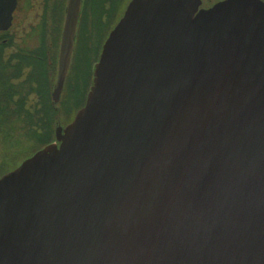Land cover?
I'll return each mask as SVG.
<instances>
[{
    "label": "water",
    "instance_id": "1",
    "mask_svg": "<svg viewBox=\"0 0 264 264\" xmlns=\"http://www.w3.org/2000/svg\"><path fill=\"white\" fill-rule=\"evenodd\" d=\"M200 4L128 1L85 106L0 179V264H264V2Z\"/></svg>",
    "mask_w": 264,
    "mask_h": 264
},
{
    "label": "flooded vegetation",
    "instance_id": "2",
    "mask_svg": "<svg viewBox=\"0 0 264 264\" xmlns=\"http://www.w3.org/2000/svg\"><path fill=\"white\" fill-rule=\"evenodd\" d=\"M105 1L81 0L73 57L60 100L56 103L53 96L59 75L58 54L70 0H0V179L51 145V99L59 114H66L62 125L70 124L81 110L79 105L83 104L82 98L89 82L93 85L95 66L103 46L122 15L118 8L115 11L112 9L107 13L109 23L105 22ZM224 1L201 0L198 12ZM87 18L99 20L100 31H96V42L91 49L88 46L84 57L92 55L87 64L92 63L90 70L92 72L93 69V72L87 68L86 83L80 86L78 72L72 74V71L79 36ZM99 47L101 52L98 55L96 50ZM74 77L76 83L78 78L75 93Z\"/></svg>",
    "mask_w": 264,
    "mask_h": 264
},
{
    "label": "rangeland",
    "instance_id": "3",
    "mask_svg": "<svg viewBox=\"0 0 264 264\" xmlns=\"http://www.w3.org/2000/svg\"><path fill=\"white\" fill-rule=\"evenodd\" d=\"M116 1H117V3H116ZM105 2L106 3H105V6L103 8V16H106L104 21L109 23L110 20L107 17V15H108L107 13L110 12L112 9H114L112 11H115L116 8H118V10H119V8H121V5H120V0H111V1L106 0ZM102 20H103V17H102V19L100 21H102ZM98 21L99 20L87 18L85 20V22H86L85 26L83 27V30L81 31L80 36H79V47H78V52L75 53V64H74V68H73L72 74L75 73V71H76V73L78 72V75H79V78H80V84H79L80 86H84L85 83H86V80H87V74H86L87 73L86 72L87 68L89 67V70H90V66H93L92 63H90L89 66L87 64L88 62L91 61L90 58H92V55L90 54L89 58L86 57L87 59L84 58V57L87 54V51L89 49H91L92 46L94 45V43L96 42V41H94V39L97 36V32L96 31H98V32L100 31V27H98L100 21L99 22ZM113 22H115V21H112V23ZM52 33H54V32H52ZM57 33H58V31H57ZM91 34L93 35V37H90ZM92 38H93L94 42L92 41ZM51 42H52L51 43V47H52V45H53V37L51 38ZM88 46H89V49H88ZM51 52H52V48H51ZM83 60H84V62H83ZM95 61H97V60H95ZM90 72H91V70H90ZM92 72H93V69H92ZM72 77H70V78H72ZM73 82H74V84H73V86H74L73 93H75V89L78 86L77 85L78 84V78H77V83H76L75 77L73 79ZM82 100H84V97L82 98ZM79 103H78V105H79ZM63 107H64V104H63ZM64 113H66V112H64ZM65 115L66 114L63 115V113H62V115L60 114L61 117H65ZM67 125H69V123L66 124V125L60 124L59 126L65 128Z\"/></svg>",
    "mask_w": 264,
    "mask_h": 264
},
{
    "label": "trees",
    "instance_id": "4",
    "mask_svg": "<svg viewBox=\"0 0 264 264\" xmlns=\"http://www.w3.org/2000/svg\"><path fill=\"white\" fill-rule=\"evenodd\" d=\"M125 2L126 0H120V5H121V8H119V13L122 14V11L123 9L125 8ZM99 52H101V47H99L97 50H96V53L99 55ZM92 83L89 82L87 88H86V91H85V95H84V100H83V104L82 105H79V107H81V109L84 107V103L86 101V97H87V94L89 93L90 91V87H91ZM51 144L55 141V137H56V130L58 128V126L61 124L62 122V119L63 117H60V114H59V109L57 107H55L54 105V102L53 100L51 99Z\"/></svg>",
    "mask_w": 264,
    "mask_h": 264
}]
</instances>
